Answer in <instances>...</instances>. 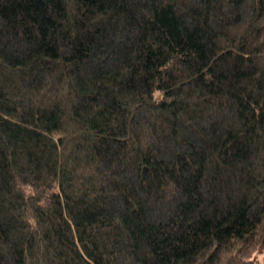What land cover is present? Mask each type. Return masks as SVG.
Returning a JSON list of instances; mask_svg holds the SVG:
<instances>
[{
    "label": "trees",
    "instance_id": "1",
    "mask_svg": "<svg viewBox=\"0 0 264 264\" xmlns=\"http://www.w3.org/2000/svg\"><path fill=\"white\" fill-rule=\"evenodd\" d=\"M264 0H0V264H264Z\"/></svg>",
    "mask_w": 264,
    "mask_h": 264
},
{
    "label": "rangeland",
    "instance_id": "2",
    "mask_svg": "<svg viewBox=\"0 0 264 264\" xmlns=\"http://www.w3.org/2000/svg\"><path fill=\"white\" fill-rule=\"evenodd\" d=\"M263 257H264V250L257 254L258 260H262Z\"/></svg>",
    "mask_w": 264,
    "mask_h": 264
}]
</instances>
